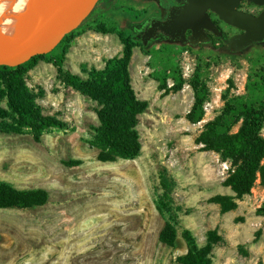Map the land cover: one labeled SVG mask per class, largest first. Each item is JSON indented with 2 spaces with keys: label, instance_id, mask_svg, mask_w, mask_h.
<instances>
[{
  "label": "rangeland",
  "instance_id": "374dc122",
  "mask_svg": "<svg viewBox=\"0 0 264 264\" xmlns=\"http://www.w3.org/2000/svg\"><path fill=\"white\" fill-rule=\"evenodd\" d=\"M117 4L100 21L114 22L118 34L138 45L130 64L132 86L149 104L138 124L141 154L100 162L93 146L98 104L66 87L53 63L40 60L28 72V86L44 92L38 100L43 113L69 129L48 131L40 143L31 135L0 132V182L44 190L50 197L42 207L0 209V264H182L180 258L188 254L185 230L199 246L206 245L211 230L223 236L213 251L214 264H264V219L256 215L264 203V173L236 211L222 214L209 200L234 195L224 186L231 163L196 144L204 127L225 114L229 100L247 95L255 67L264 65V43L231 53L228 42L217 38L197 46L164 39L148 54L133 23L141 21L136 15L149 4ZM219 25L227 38L235 34ZM118 34L98 33L94 25L81 29L66 44L65 68L87 77L83 69L103 70L109 60L122 58L125 46ZM200 60L210 64L204 74L209 94L203 120L193 124L187 119L195 103L190 82ZM175 72L184 80L179 92L173 90ZM0 106L7 109V102ZM69 160L83 165L67 167ZM166 192L171 212L161 213L158 205ZM170 221L177 229L174 247L159 240Z\"/></svg>",
  "mask_w": 264,
  "mask_h": 264
},
{
  "label": "trees",
  "instance_id": "16d2710c",
  "mask_svg": "<svg viewBox=\"0 0 264 264\" xmlns=\"http://www.w3.org/2000/svg\"><path fill=\"white\" fill-rule=\"evenodd\" d=\"M118 3L113 0L105 8L96 11L89 21L81 28L67 35L64 40L50 53L32 58L29 62L15 68L0 67V102H7V109L0 106V132L14 135H31L35 142L40 143L43 135L51 130H68L69 124L54 116L43 113L38 100L44 92H35L28 86L27 75L40 60L53 63L58 71L59 79L66 87H70L82 96L98 104L96 110L100 126L95 129L93 146L98 149V160L102 163L116 162L118 159H133L142 151L141 137L138 131L139 116L148 109V102L140 100L132 86L130 64L133 49L137 44L130 42L121 33L118 34L114 22L108 19L100 21ZM96 26L98 33L118 34L124 44L122 58H114L106 63L103 70L83 69L81 74L65 68V55L70 44L81 29ZM131 29V27L129 26ZM150 44L143 42L144 52H150ZM209 63L200 60L196 72L190 82L194 91L195 103L187 119L196 124L203 120L204 104L208 98V88L204 78ZM175 72L176 84L174 92H179L184 86V80ZM238 132L234 128L240 123ZM264 65L256 66L254 80L249 84L248 93L226 103L225 114L217 120L208 123L196 144L203 145L202 152H215L224 161L231 163V172L224 186L232 190L234 195H216L209 203L220 207L222 214L236 211L238 201L249 195L258 180V175L264 173ZM67 167H79L82 160L64 161ZM164 189L167 187L164 185ZM49 194L44 190L23 191L12 185L0 182V209L26 210L45 206L49 202ZM167 192L158 205L161 213H169ZM256 215L264 219V203ZM260 232H257L259 235ZM176 225L168 222L160 234V242L174 247L177 241ZM188 245V254L180 258L182 264H214L213 251L224 243V238L217 230L207 234L206 245L199 246L189 230L182 234Z\"/></svg>",
  "mask_w": 264,
  "mask_h": 264
},
{
  "label": "water",
  "instance_id": "95a60500",
  "mask_svg": "<svg viewBox=\"0 0 264 264\" xmlns=\"http://www.w3.org/2000/svg\"><path fill=\"white\" fill-rule=\"evenodd\" d=\"M7 0L11 24L0 37V67H19L32 58L50 54L64 38L81 28L90 17L113 0ZM186 5L175 9L160 30L174 39L190 43L207 42V31L221 35L208 12L243 34L230 41L232 51H246L254 42L264 41V11L255 16L240 11L244 0H181ZM264 6V0H249Z\"/></svg>",
  "mask_w": 264,
  "mask_h": 264
},
{
  "label": "flooded vegetation",
  "instance_id": "af4514ba",
  "mask_svg": "<svg viewBox=\"0 0 264 264\" xmlns=\"http://www.w3.org/2000/svg\"><path fill=\"white\" fill-rule=\"evenodd\" d=\"M130 3H132L134 7L136 4L138 5L139 3L149 4V8L146 9L145 12H140L139 14L136 15L137 16L136 20L142 18L141 21L139 22L136 21L135 23H133L134 28H135V33L137 34V36H139V34L142 35L143 42L153 45V44H158L165 39L171 43H183V44L190 43V37L193 34L192 31H187L185 33V39H174L171 36L163 33L159 29L160 25H163L169 21L175 9H180L186 5L185 2L181 0H130ZM256 8H257V11L254 12L253 9H256ZM239 10L244 13L259 16L264 11V6H259L249 0H244L241 3ZM208 14L212 22L216 25L218 30L221 32V35L217 36L214 33L207 31L206 32L207 42L198 43L194 46H197L200 44L201 45L210 44L215 38H217L220 40H226L228 42V46L225 48L228 52H231V53L243 52L244 50L237 51V52L232 51L230 47V41L233 37L243 34L244 31L226 24L212 11H209ZM220 22L232 28L233 30H235V34L232 37L227 38V34L224 32V30L219 25ZM263 43L264 41L254 42L249 46V48L255 45L263 44Z\"/></svg>",
  "mask_w": 264,
  "mask_h": 264
},
{
  "label": "bare ground",
  "instance_id": "6f19581e",
  "mask_svg": "<svg viewBox=\"0 0 264 264\" xmlns=\"http://www.w3.org/2000/svg\"><path fill=\"white\" fill-rule=\"evenodd\" d=\"M33 2L36 3V0H34ZM10 24H11V17H10V9L8 6V2L7 0H0V37L5 32V30L10 26ZM138 118H140V116Z\"/></svg>",
  "mask_w": 264,
  "mask_h": 264
}]
</instances>
